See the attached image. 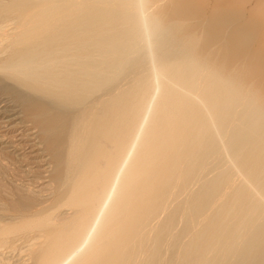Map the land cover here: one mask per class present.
Segmentation results:
<instances>
[{
  "label": "bare ground",
  "instance_id": "6f19581e",
  "mask_svg": "<svg viewBox=\"0 0 264 264\" xmlns=\"http://www.w3.org/2000/svg\"><path fill=\"white\" fill-rule=\"evenodd\" d=\"M2 128L0 264H264V0H0Z\"/></svg>",
  "mask_w": 264,
  "mask_h": 264
},
{
  "label": "rangeland",
  "instance_id": "374dc122",
  "mask_svg": "<svg viewBox=\"0 0 264 264\" xmlns=\"http://www.w3.org/2000/svg\"><path fill=\"white\" fill-rule=\"evenodd\" d=\"M9 127H10V126H9ZM9 127L7 128V131H6V130H3V128H2V129L0 130V132H2V130H3V131H6V134H8L7 137L14 136L16 133H14V135H13V133H11V131L9 130ZM8 131H9V132H8ZM1 134L3 135V133H1ZM1 147H2V146H0V149H1ZM8 151H9V150H8ZM25 154H26V155L28 154L27 156L29 157V159H28V162L30 163L29 168H33V169L35 170L36 168H35V165H33V164H35L37 161L35 162V160L31 158V154H32V153H30L28 149L25 150ZM32 156H34V155L32 154ZM8 157H10V158L12 159V161H13V162L11 161L12 163H16V160H15V159L13 160V157H12V156H8ZM30 159H32L35 163H34L32 160H30ZM2 161H3V160H2ZM31 161H32V162H31ZM4 162H5V161H3V162H1V163L4 164V165L7 164L6 162H5V163H4ZM31 163H32V164H31ZM7 166H8V167H7ZM7 166H6V168L8 169V171H10L9 169H11V167L9 166V164H7ZM10 173L13 174L14 172L12 173V171H10L9 174H10ZM11 174H10L9 176L7 175V179H8V180H10V179L12 180V179H13L12 182H11L12 184H13V183H14V184H18L19 182H23V185H24V184L27 185L28 182H26V181H29L28 179H31V178H25V179L22 178V179H21L20 176H19V174H16V173H15L16 176H15V175L12 176ZM14 176H15V178H16V177H18V178H16V180H15V179L13 178ZM8 177H9V178H8ZM19 178H20V179H19ZM0 179H1V176H0ZM20 180H21V181H20ZM14 181H15V182H14ZM16 182H17V183H16ZM21 185H22V184H21ZM14 258H16V257H14ZM14 258H13V260H14Z\"/></svg>",
  "mask_w": 264,
  "mask_h": 264
}]
</instances>
